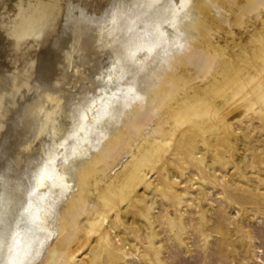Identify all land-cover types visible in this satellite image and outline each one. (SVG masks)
I'll list each match as a JSON object with an SVG mask.
<instances>
[{
    "label": "bare ground",
    "instance_id": "obj_1",
    "mask_svg": "<svg viewBox=\"0 0 264 264\" xmlns=\"http://www.w3.org/2000/svg\"><path fill=\"white\" fill-rule=\"evenodd\" d=\"M213 1L225 7L221 17H205ZM260 8L264 0H0V264H58L91 180L189 83L193 94L174 108L181 123L233 101L243 82L224 105L222 91L202 88L213 66L229 65L215 36ZM259 50L246 84L264 69ZM254 85L242 95L245 110L264 101L262 83ZM164 149L149 153L151 164ZM141 181L129 173L104 206L119 208Z\"/></svg>",
    "mask_w": 264,
    "mask_h": 264
},
{
    "label": "rangeland",
    "instance_id": "obj_2",
    "mask_svg": "<svg viewBox=\"0 0 264 264\" xmlns=\"http://www.w3.org/2000/svg\"><path fill=\"white\" fill-rule=\"evenodd\" d=\"M220 5L210 2L205 17H221ZM230 30L215 36L229 69L213 66L202 88L222 91L220 105L242 82L244 89L218 115L183 123L174 108L193 94V84L172 96L127 151L91 180L87 208L73 218L75 231L58 264H264V101L245 110L241 99L258 80L264 89V69L255 81L244 80L264 48V8ZM223 118H231L225 127ZM162 147L151 164L149 153ZM219 156L227 164L217 163ZM134 171L140 185L119 208L104 206L103 196L121 195ZM141 206L145 212L134 218Z\"/></svg>",
    "mask_w": 264,
    "mask_h": 264
}]
</instances>
